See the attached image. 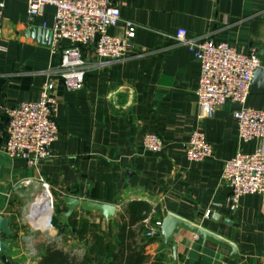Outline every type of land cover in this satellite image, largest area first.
I'll return each mask as SVG.
<instances>
[{"label": "crops", "instance_id": "1", "mask_svg": "<svg viewBox=\"0 0 264 264\" xmlns=\"http://www.w3.org/2000/svg\"><path fill=\"white\" fill-rule=\"evenodd\" d=\"M117 3L121 20L109 32L125 37L134 30L131 46L121 60L100 58L93 48L84 47L82 53L90 66L84 88L68 91L57 81L59 134L50 158L31 167L9 157L5 152L8 117L0 110V215L12 219L14 231L6 236L9 264H39L49 245L65 250L83 247L84 256L96 254L108 242L118 241L124 210L136 200L151 205L153 221L173 213L232 242L239 254L233 258L230 249L178 227L177 264H264V197L244 195L232 210L230 187L222 180L226 161L239 153H253L257 147L264 151V139H239L234 102L219 106L210 117L201 115L200 62L194 50L174 38L179 28H185L190 38L209 35L255 53L264 66V0ZM55 15L51 5L30 17L27 0H0L3 107L39 100L45 72L60 60L51 50L53 38L47 32L54 26ZM62 44L70 43L63 40ZM259 87L248 96L246 107L264 108V80ZM195 130L205 133L213 149L199 162L186 156ZM149 133L164 139L162 152L144 149ZM40 178L52 186L59 210L58 222L46 230L33 229L25 218L34 197L41 193ZM65 196L109 203L118 209L108 221L98 211L78 207L70 225L63 226L60 213ZM209 209L212 215L206 217ZM142 229L144 234L143 223ZM150 238L144 264H173L172 248L163 245L162 237Z\"/></svg>", "mask_w": 264, "mask_h": 264}, {"label": "built area", "instance_id": "2", "mask_svg": "<svg viewBox=\"0 0 264 264\" xmlns=\"http://www.w3.org/2000/svg\"><path fill=\"white\" fill-rule=\"evenodd\" d=\"M28 14H41L46 5L56 8L52 28L51 50L60 55L59 63L51 66L38 101H23L10 108L0 104L8 120L6 125L5 152L13 159L24 160L35 167L52 155V143L57 139L59 127L55 119L56 83L61 80L68 91L84 88L90 69L82 48L91 47L98 57L121 60L126 57L134 38V30L125 37L110 34L109 29L121 20L117 0H27ZM132 26L131 22H127ZM177 43L188 45L200 62L201 72L197 88L201 115L210 117L216 109L227 103L242 105L234 110L238 126V137L244 142L264 139V108L246 107L251 93L254 73L264 70L255 53H245L226 41H216L209 35L190 38L185 28L175 35ZM63 40L69 45L64 46ZM164 139L157 133H149L143 140L147 151L159 153L164 149ZM213 152L211 143L201 130L192 132L186 145L188 160L199 162ZM222 180L230 187L228 206L235 210L244 195L259 194L264 197V151L257 147L253 153H239L226 161ZM42 191L36 195L25 212V218L35 230L54 227L56 196L50 183L40 178ZM30 183L26 181L25 184ZM44 200L43 204L40 201ZM212 215V210L206 212ZM144 235L153 237L162 221L152 220L148 213L142 221Z\"/></svg>", "mask_w": 264, "mask_h": 264}, {"label": "trees", "instance_id": "3", "mask_svg": "<svg viewBox=\"0 0 264 264\" xmlns=\"http://www.w3.org/2000/svg\"><path fill=\"white\" fill-rule=\"evenodd\" d=\"M151 210L145 201H132L127 204L122 216L123 223L116 243L108 242L102 250L91 256L78 259L74 254L56 245H49L42 254L39 264H144L146 247L152 238L142 234V221ZM59 210L54 224L59 220Z\"/></svg>", "mask_w": 264, "mask_h": 264}, {"label": "water", "instance_id": "4", "mask_svg": "<svg viewBox=\"0 0 264 264\" xmlns=\"http://www.w3.org/2000/svg\"><path fill=\"white\" fill-rule=\"evenodd\" d=\"M47 32L52 36V30H47ZM51 40V38H50ZM264 80V70L258 68L254 73L253 84L251 88L252 91H259L260 82ZM238 108H241L242 105L236 103ZM65 209L60 213V223L63 226L70 225V217L75 212V210L80 207L84 211H98L100 212L106 220L110 221L116 215L118 207L109 203H100L87 199H80L74 196H65L63 199ZM214 220H218L216 216ZM12 224V219L7 216L0 215V261L4 264H9L8 257L5 253V250H8L10 245L6 241V236L13 235L14 231L10 228ZM178 227L186 228L198 236L203 237L205 240H211L219 245H222L232 251L231 257H238L239 254L235 245L232 242L225 240L224 238L206 230L203 227L195 225L173 213H168L162 220L160 229L156 232V237L163 238V245L166 247H171L174 255L173 264H177L178 255H177V240L175 238V231ZM172 244V245H170Z\"/></svg>", "mask_w": 264, "mask_h": 264}, {"label": "rangeland", "instance_id": "5", "mask_svg": "<svg viewBox=\"0 0 264 264\" xmlns=\"http://www.w3.org/2000/svg\"><path fill=\"white\" fill-rule=\"evenodd\" d=\"M41 192H43V191L41 190ZM57 209H58V205L56 203V210ZM68 251L71 252L72 254H74L78 259H81L84 256L83 255V253H84L83 247H77V248L72 249V250L71 249L70 250L68 249Z\"/></svg>", "mask_w": 264, "mask_h": 264}, {"label": "bare ground", "instance_id": "6", "mask_svg": "<svg viewBox=\"0 0 264 264\" xmlns=\"http://www.w3.org/2000/svg\"><path fill=\"white\" fill-rule=\"evenodd\" d=\"M44 203V200L40 201V204H43Z\"/></svg>", "mask_w": 264, "mask_h": 264}]
</instances>
